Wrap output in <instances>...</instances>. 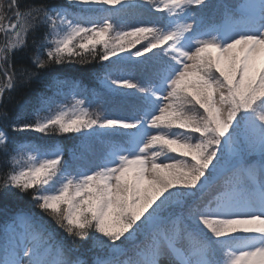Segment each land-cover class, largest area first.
Here are the masks:
<instances>
[{
	"label": "snow or ice",
	"instance_id": "1",
	"mask_svg": "<svg viewBox=\"0 0 264 264\" xmlns=\"http://www.w3.org/2000/svg\"><path fill=\"white\" fill-rule=\"evenodd\" d=\"M0 36V198L33 206L5 220L0 264H264V0H0ZM93 63L101 92L53 77ZM20 90L31 117L6 110Z\"/></svg>",
	"mask_w": 264,
	"mask_h": 264
},
{
	"label": "trees",
	"instance_id": "2",
	"mask_svg": "<svg viewBox=\"0 0 264 264\" xmlns=\"http://www.w3.org/2000/svg\"><path fill=\"white\" fill-rule=\"evenodd\" d=\"M139 15V11L132 9L127 13V18L132 19ZM0 42H3V37L0 36ZM140 47V45H137ZM134 51V49H133ZM107 65H101L99 63H93L86 66H80L78 64H69L65 65L59 69L58 72L53 73V77L56 79H67L69 81L76 80L80 83L81 87H86L91 92H101L103 89L102 78L104 75V69ZM56 85L54 84L50 89H42L35 82L32 85V89H39L44 92L47 96H54L57 102L67 103L65 99V94L67 89L64 92L57 94ZM109 106H113L114 102H117L121 99L119 96H109L106 97ZM28 101L30 104L27 105V114L29 117L33 116L34 108L38 107L36 101L33 98V95L29 90H20L14 94L13 101L7 104V112L10 117L15 118L18 115L24 112L25 102ZM4 109H0L2 111ZM47 113H40V115H46ZM10 137L16 144H38L43 142H49L51 139L57 137L59 140L62 138H68V142L74 141V137H63V136H52V137H43L42 134L33 133V132H9ZM33 210L31 200L28 196H21L20 194H15L9 196L8 198H0V227L5 223V220L8 216H11L13 213L18 211L29 212ZM48 224L51 228L55 229L56 240H63V242L68 247H73L70 241L66 238L62 230L56 228L54 223L49 219ZM92 246V241L89 239L80 244H77L75 247L79 252H86ZM91 256V253H88Z\"/></svg>",
	"mask_w": 264,
	"mask_h": 264
}]
</instances>
